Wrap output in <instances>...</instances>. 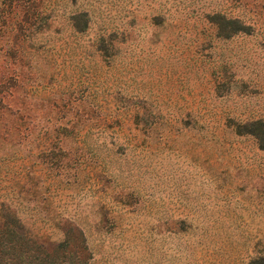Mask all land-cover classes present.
I'll list each match as a JSON object with an SVG mask.
<instances>
[{"label":"rangeland","instance_id":"rangeland-1","mask_svg":"<svg viewBox=\"0 0 264 264\" xmlns=\"http://www.w3.org/2000/svg\"><path fill=\"white\" fill-rule=\"evenodd\" d=\"M21 247L264 264V0H0V264Z\"/></svg>","mask_w":264,"mask_h":264},{"label":"trees","instance_id":"trees-1","mask_svg":"<svg viewBox=\"0 0 264 264\" xmlns=\"http://www.w3.org/2000/svg\"><path fill=\"white\" fill-rule=\"evenodd\" d=\"M20 236H21L20 239H22V240H29L27 238V234L23 231L20 233ZM1 253H2V250H0V254ZM9 255L12 257L19 258V260H21V261H17L15 263H9V264H34V263L29 261L30 258H38L39 262L37 264H55V262L52 261L53 260L52 258H55V257L61 258V256L63 255V252L52 251L49 254H47L45 251H41V250L39 251V250L35 249L32 252L27 247H21L18 250L13 249L11 251V253H9ZM22 258H24V260ZM58 261L60 262V260H58ZM58 264H60V263H58Z\"/></svg>","mask_w":264,"mask_h":264}]
</instances>
